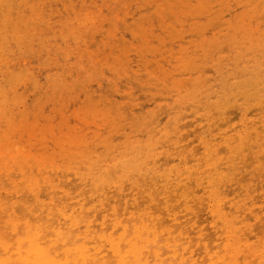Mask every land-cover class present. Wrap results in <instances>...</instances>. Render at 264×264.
<instances>
[{
	"label": "clouds",
	"instance_id": "obj_1",
	"mask_svg": "<svg viewBox=\"0 0 264 264\" xmlns=\"http://www.w3.org/2000/svg\"><path fill=\"white\" fill-rule=\"evenodd\" d=\"M22 5L0 16V264H264V0ZM42 50L93 75L53 93Z\"/></svg>",
	"mask_w": 264,
	"mask_h": 264
},
{
	"label": "rangeland",
	"instance_id": "obj_2",
	"mask_svg": "<svg viewBox=\"0 0 264 264\" xmlns=\"http://www.w3.org/2000/svg\"><path fill=\"white\" fill-rule=\"evenodd\" d=\"M10 8V10H9ZM9 8H6L4 12L0 13V16H10L12 19H19L22 15V0H9ZM199 25H193L195 30H199ZM44 51L41 52V58L43 60L42 68H50V67H57L60 68V71H55L52 73L51 76L48 77V89H51L53 93H55L56 89L61 85L67 86L68 80H72V87L74 88L77 84H82L84 81L82 80V73H87L89 76L93 75L92 69L89 68L86 64L83 63V56L80 57V64L79 67L76 65H61L57 61L53 60V64L49 65V59H53L51 55L45 57ZM89 58H91L94 53H88ZM93 67L95 66V61L92 62ZM65 67H67V71H65ZM102 71V69H101ZM113 71L120 75L118 69L113 68ZM42 86V85H41ZM195 117H191L186 123H194Z\"/></svg>",
	"mask_w": 264,
	"mask_h": 264
}]
</instances>
